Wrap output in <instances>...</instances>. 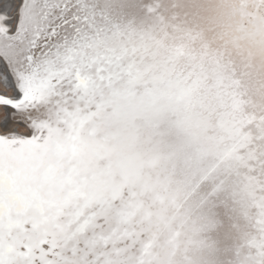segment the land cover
<instances>
[{"label":"snow or ice","instance_id":"snow-or-ice-1","mask_svg":"<svg viewBox=\"0 0 264 264\" xmlns=\"http://www.w3.org/2000/svg\"><path fill=\"white\" fill-rule=\"evenodd\" d=\"M0 264H264V0H0Z\"/></svg>","mask_w":264,"mask_h":264}]
</instances>
